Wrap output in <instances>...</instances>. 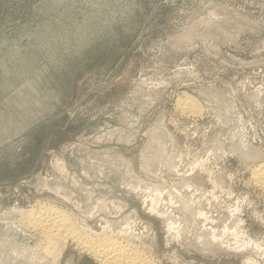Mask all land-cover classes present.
I'll list each match as a JSON object with an SVG mask.
<instances>
[{
	"label": "rangeland",
	"instance_id": "1",
	"mask_svg": "<svg viewBox=\"0 0 264 264\" xmlns=\"http://www.w3.org/2000/svg\"><path fill=\"white\" fill-rule=\"evenodd\" d=\"M263 163L264 0H0V264H101L53 263L41 206L154 264H264Z\"/></svg>",
	"mask_w": 264,
	"mask_h": 264
},
{
	"label": "bare ground",
	"instance_id": "2",
	"mask_svg": "<svg viewBox=\"0 0 264 264\" xmlns=\"http://www.w3.org/2000/svg\"><path fill=\"white\" fill-rule=\"evenodd\" d=\"M187 100L182 99L179 104L182 111L187 114L198 113V109H196L198 103H195L192 99V101L190 99ZM252 179L257 186L264 189V163L252 170ZM30 210H22L23 213L20 212L22 213L21 219L25 221L24 224L26 223L29 227L38 231L44 238L46 246L42 244L45 246L43 252H46L50 257L52 256L53 263L57 258L59 260L67 243L72 241L76 246L94 256L101 264H154L140 252L139 248L128 247L130 244H126L127 241L125 240L111 239L107 237L108 235L105 236L104 233H97L98 235L96 234L97 236L95 237L90 236L91 234L88 235V229H80L75 224L77 222L73 221V223L69 215H66L67 213L64 214L63 210V212L60 211L61 209L41 206L38 209ZM46 263L48 264V261Z\"/></svg>",
	"mask_w": 264,
	"mask_h": 264
}]
</instances>
